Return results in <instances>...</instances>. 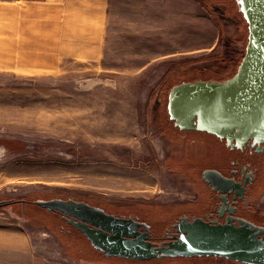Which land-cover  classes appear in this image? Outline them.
I'll return each mask as SVG.
<instances>
[{
	"label": "rangeland",
	"instance_id": "1",
	"mask_svg": "<svg viewBox=\"0 0 264 264\" xmlns=\"http://www.w3.org/2000/svg\"><path fill=\"white\" fill-rule=\"evenodd\" d=\"M215 30L221 41L212 50ZM248 36L234 0H111L101 61L67 62L53 73L0 70V202L12 200L0 207V264H219L98 255L34 202L71 199L138 214L159 232L184 211L204 213L202 169L226 171L234 153L221 145L216 159L206 134H196L201 149L163 137L174 128L168 97L183 82L232 77ZM255 202L264 212V192Z\"/></svg>",
	"mask_w": 264,
	"mask_h": 264
},
{
	"label": "water",
	"instance_id": "2",
	"mask_svg": "<svg viewBox=\"0 0 264 264\" xmlns=\"http://www.w3.org/2000/svg\"><path fill=\"white\" fill-rule=\"evenodd\" d=\"M234 1L249 31L245 55L236 73L224 81L200 80L173 86L168 114L181 130L207 132L226 139L231 149H241L248 140L264 142V0ZM209 173L221 184L230 182L218 172ZM218 187L213 185L214 189ZM219 191L225 192L221 188ZM9 204L0 202L4 207ZM34 204L69 215V223L109 258L150 261L220 257L242 264H264V227L249 221L241 220L236 225L231 220L213 223L182 217L176 225L179 236L154 247L131 219L115 217L86 202L51 199L36 200Z\"/></svg>",
	"mask_w": 264,
	"mask_h": 264
},
{
	"label": "crops",
	"instance_id": "3",
	"mask_svg": "<svg viewBox=\"0 0 264 264\" xmlns=\"http://www.w3.org/2000/svg\"><path fill=\"white\" fill-rule=\"evenodd\" d=\"M111 0H0V70L53 73L101 61ZM212 50L219 48L215 30ZM223 264V260L217 261Z\"/></svg>",
	"mask_w": 264,
	"mask_h": 264
},
{
	"label": "flooded vegetation",
	"instance_id": "4",
	"mask_svg": "<svg viewBox=\"0 0 264 264\" xmlns=\"http://www.w3.org/2000/svg\"><path fill=\"white\" fill-rule=\"evenodd\" d=\"M171 129L173 134L169 131L168 134H163V137L166 139L171 137L169 142L173 143V141H175L176 144H179L182 147L184 146L188 149L206 148V142L199 138L196 134L199 133L208 135L217 144L216 159L220 156L219 148L221 145L228 147L226 139H221L207 132H200L196 130L185 131L179 129L175 125L174 128H169V130ZM228 148L234 153V158L230 160L226 171H223L218 165L206 166L202 169V180L208 188L210 198L208 199L205 210L203 211L204 213L201 215H198L190 210L184 211L177 219L172 221L171 224L169 223L170 225L167 224L166 228H164L162 232H159L154 229L153 224L148 219L138 214L119 215L108 211L105 208H99L103 209L110 215H114L115 217L131 219L134 221V223L138 225L137 231L142 235H148V241H150L154 247L161 246L163 243L179 236L176 225L180 222L182 217H186L188 220L202 218L213 223H224L227 220H231L236 225L241 224V220H245L255 225L264 227V223L259 221L264 219V212L260 211L255 202V199L264 192L262 188L263 184L261 183L263 180L262 172L264 171V142L255 143L254 140H248L241 149L236 147L233 149L230 147ZM209 172L220 173L224 179L230 181L229 184H221L217 177H214L212 173ZM213 185L219 186L221 189H224L225 192H220L219 187L218 189H214ZM198 201L199 199L188 203H190V206L193 207V205L195 206ZM92 206L98 207L96 205ZM52 213L54 214L55 219H59L64 223V225L60 226V231L62 233L68 236H72L75 233L80 239L90 243L81 231L69 223V220L71 219L69 215L65 216L59 211H53ZM93 250L98 253V255L107 257L106 254L94 247ZM165 259L175 260L184 258L178 257Z\"/></svg>",
	"mask_w": 264,
	"mask_h": 264
},
{
	"label": "trees",
	"instance_id": "5",
	"mask_svg": "<svg viewBox=\"0 0 264 264\" xmlns=\"http://www.w3.org/2000/svg\"><path fill=\"white\" fill-rule=\"evenodd\" d=\"M235 2V1H234ZM3 201H12V200H3ZM2 202V201H1ZM12 204H15V202L14 203H12ZM10 205V204H9ZM0 207H4V206H1L0 205ZM42 209V208H41ZM43 211H46L45 209H42ZM55 219V218H54ZM194 258H198V259H201V260H215V261H221V260H227V259H224V258H220V257H194ZM142 262H145V261H142Z\"/></svg>",
	"mask_w": 264,
	"mask_h": 264
}]
</instances>
